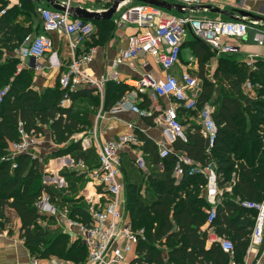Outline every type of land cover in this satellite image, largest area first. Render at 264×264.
Masks as SVG:
<instances>
[{
  "label": "trees",
  "instance_id": "obj_1",
  "mask_svg": "<svg viewBox=\"0 0 264 264\" xmlns=\"http://www.w3.org/2000/svg\"><path fill=\"white\" fill-rule=\"evenodd\" d=\"M19 3L0 16V89L9 86L0 103V221L10 222V212L19 219L20 237L31 255L53 256L82 264L86 261L82 242L79 238L71 241L61 228H51L54 216L40 213L37 203L42 194H46L48 202L56 208L68 206L71 218L88 223L87 208L77 204L82 198L73 199L63 194L76 189L77 180L84 173L63 171L62 176L72 180L66 189H56L41 181L38 157L28 153L11 159L3 157L8 143L20 138L19 129L34 136L48 130L56 145L68 142L72 134L86 131L90 126L86 111L79 109L76 103L87 100L96 109L99 102L90 89L71 92L62 89L58 76L54 86L35 89L34 71L16 72L18 60L9 54L33 31V21L25 17L21 9L23 4L31 5L32 2L20 0ZM33 10L36 12L35 5ZM19 17L28 21V25L18 22ZM92 22L101 32L96 42L101 43L111 36L112 21ZM192 52L202 84L197 94V109L205 104L213 106L217 138L208 156L207 140L192 122L185 128L187 141L173 144L172 152L162 159L163 167L158 171L155 167L160 161L158 147L137 132L143 140L140 148L154 167L139 170L129 161L121 166L126 211L132 228L143 230V237L135 247L133 264H243L256 212L245 209L240 203L264 198V61L257 60L246 66L233 54H223L209 80L204 75V67L214 51L197 44ZM245 82H249L250 90L245 89ZM126 90L122 84L108 82L102 108L108 111ZM63 99L70 100V106H62ZM180 113L185 114V111L180 110ZM177 151L202 163L214 160L218 167V184L222 188L231 182L232 174L234 176L230 191H223L215 219L209 225H206L209 205L203 197L205 180L187 175L175 180L173 167ZM53 154L55 157L69 155L76 163L83 162L86 168L98 167L94 148L83 149L80 143L56 149ZM210 228L216 235L231 241V257L215 243L206 245Z\"/></svg>",
  "mask_w": 264,
  "mask_h": 264
},
{
  "label": "built area",
  "instance_id": "obj_2",
  "mask_svg": "<svg viewBox=\"0 0 264 264\" xmlns=\"http://www.w3.org/2000/svg\"><path fill=\"white\" fill-rule=\"evenodd\" d=\"M64 10H55L48 5H36L42 29L44 33L28 34L20 45L12 52L19 60L17 72L29 69L40 71L42 62L47 60L50 67L59 68L61 65L57 59L56 51L52 49L51 39L47 36L50 32H56L67 38V45L73 54L66 70L59 76V84L62 89L74 91L77 85H86L96 89H103L109 81H120L128 86L143 91L149 89L154 96L171 98L174 103L168 107L152 105L149 109H141L134 102H126L122 98L109 113H116L128 103L129 109L139 117L156 114V122L160 128L161 138L155 143L158 147L160 161L156 164L158 171L162 170V159L173 150L176 141L186 142L185 128L178 119V111L192 112L197 109V79L188 74L180 78L170 73V68L178 61L182 37L187 31L190 35L203 42L212 51L219 54L236 52V46L228 42V39H239L247 35L250 27L257 22L247 19H220L212 17H196L193 10H187L182 14L170 13L166 10L143 3L119 5L118 16L113 19L116 26L131 24L136 31L128 36L126 48L119 51L111 61L109 69L97 78L86 72L87 65L92 61L95 49L89 47L80 55L74 52L79 45L89 41L94 34V24L90 20L73 17L70 7L79 6L81 0H55ZM184 6L199 4V0H167ZM80 7V6H79ZM8 8H0V16ZM264 16V11L260 14ZM258 45H264V29L254 38ZM139 55H149L154 58L165 74L161 78H155L145 73L137 79L122 78L118 66L133 60ZM28 60V63H24ZM252 61H248L250 66ZM246 86L250 87L249 82ZM9 86L0 89V103L7 94ZM213 109L204 106L199 110L193 124L207 140L206 154L211 155L215 145L218 127L212 118ZM131 127V125H129ZM20 138L9 142L4 159H11L19 154H32L31 150L38 144L34 135H28L19 129ZM74 143L78 139L72 137ZM143 141L133 132H126L116 139L107 140L99 144L96 149L98 167L87 170L83 162L76 163V170L86 174L94 187L99 188V194L94 202H90L87 208L89 222L83 223L67 219L66 209L52 210L56 217L66 220V224L76 229V234L71 236L79 238L87 251L86 264H130L126 259L128 253L143 237V230H134L130 220L125 215V197L123 171L121 168L122 153L129 150V155L139 170H146L144 154L141 150ZM176 160L173 167V176L176 181L183 175L200 176L205 180L203 187L204 197L209 204L206 223L209 225L216 216L217 206L221 203L223 188L219 186L218 167L214 160L202 163L188 157L183 151L175 152ZM236 167V166H235ZM229 190V188H227ZM98 193V192H97ZM100 197V198H99ZM245 209L256 212L255 222L251 233V246H258L264 236V198L260 201L241 202ZM63 210V211H62ZM70 236V235H69ZM209 243H215L229 257L233 253L231 241L224 236L208 238ZM30 264H45L38 258H33ZM48 264H75L71 261L53 258ZM233 264V263H231Z\"/></svg>",
  "mask_w": 264,
  "mask_h": 264
},
{
  "label": "crops",
  "instance_id": "obj_3",
  "mask_svg": "<svg viewBox=\"0 0 264 264\" xmlns=\"http://www.w3.org/2000/svg\"><path fill=\"white\" fill-rule=\"evenodd\" d=\"M4 1L6 4L5 5L6 8L19 6L20 4L19 3L20 0H3V1L0 0V2H4ZM29 1L32 2L33 7L34 5L35 6L36 5H41V6L47 5L44 0H39V2H37L36 0H29ZM87 1L88 0H81L79 2V6L87 10H90V11L106 10L110 7L111 2H112V0H90V2H87ZM100 1L102 3H107L106 6L100 8L102 4ZM85 2L88 3L87 7L84 6L83 4ZM98 2H100L101 4H99ZM134 3L136 2L124 1L120 5L123 6L126 4L130 5ZM201 4H210L215 7H219L220 9L226 11L229 16L234 14L233 12L235 11V9H244L254 14H261L264 11V0H238V5H235L236 0H199V4L197 5H201ZM227 6H230V9H228ZM1 7H4V6H0V8ZM167 12L174 13L176 11L173 12L172 10V11H167ZM176 14H181V13L177 12ZM192 14L196 17H208L209 12L204 11V10H195L193 11ZM117 16H118V11L115 12V14L112 16L110 21H112L113 23V19ZM212 18L231 19L230 17H227L225 15H220V14H215L214 17ZM39 21L41 24V19H39ZM18 22L20 23L24 22L25 25H28V21H25V19H23L22 17L18 18ZM38 24L37 25L32 24L33 31L31 34L44 33L42 29V24L41 26ZM94 26L96 25L94 24ZM261 29H264V25L257 22L256 27L253 26L248 29L247 35L245 37H242L239 39H228L229 43H232L236 46V52L229 53V54H233L238 61L245 64L246 66H248L247 65L248 61H252V62L257 61V60L264 61V45H258L254 41V38L257 36V34L259 33V30ZM135 31H136V27L131 24H122L119 26L114 25L111 36L108 39H106L105 41L101 43L96 42L95 45L92 43L91 39L89 41H85L84 43H82L81 45L77 47L74 54L75 56H78L83 51L87 50L89 47H93L95 49V53L93 54V59L87 65L86 72L91 74L94 78H97L100 75L104 74L109 69V66L111 65V61L113 60L115 55L118 54L119 51L126 48L128 36L133 34ZM47 36L51 39L52 49L56 51L57 59L61 66L59 68H56V67L52 68L49 66L47 60L44 59L42 62V68L40 70L42 72L38 75V79L34 80L35 89H41L44 87L54 86L56 83L57 76L59 77L60 74L66 70V66L69 64L73 56V54L68 48L67 38L64 35L60 33H56V32H50L47 34ZM197 44H201V43L197 41L194 37H192L189 31H187L185 35L182 37L178 61L175 63V65H173L170 68L171 74L175 75L177 78H180L183 74H188L192 77L196 76L197 78H199L198 77L199 70H198L197 61L195 57L193 56V52H192L193 47ZM201 45L208 48L204 44H201ZM208 49L210 52H212L210 48ZM222 55L223 54L214 52L213 56L209 59V61L205 65L204 75H206V77H208L209 80L212 79V76L216 69L218 60ZM9 56H11V54H9ZM24 63L27 64L28 60H25ZM18 64H19V60H18L17 65ZM44 70L51 72L50 74L51 76L49 74H46ZM118 71L122 78L128 77L131 79H137L145 73L155 78H161L165 74V71L162 69V67L158 63L155 62L153 57L149 55L137 56L133 60H130L127 63L118 66ZM16 72H17V68H16ZM113 82H115L116 84H122L125 86V88H127V90L125 91L123 96L119 99V101L122 98H125L126 102H132V103L134 102V104L141 109H149L150 106L152 105L168 107L174 103V101L171 98L152 95L150 90L147 88H145L143 91H140V90H137V88L128 86L120 81H117V82L113 81ZM58 83H59V79H58ZM106 84L101 90L96 89L94 87L91 88L86 85H77V87L75 88V90H80L83 88L90 89L92 96L98 99V102L101 103V106H98L96 109H94L95 111L93 110V113L87 112L86 110H84L86 111L88 115L90 126L89 128H87L86 131L72 134L68 140L69 142H71L70 144H74V142L72 141L73 139L72 137H75L78 139V142L76 143H80L83 149L88 148V147H93L94 152L96 154V149L99 144L107 140L116 139L119 135L124 134L126 132H130V131H133L136 135L138 132L144 135L146 138H148L154 143L159 141L161 138V135H160V128L158 126V122H156V119H155L156 114H152V115L145 116V117H139L136 113L132 112L129 109L128 103H125V105L122 107L120 111L116 113H112V114L109 113V110L117 106L118 105L117 103L119 101L115 103L113 106H111V108L108 111H105L102 108ZM244 87L245 89H248V90L251 89V87L246 86V82H245ZM199 90H197V93H199ZM84 101H87V100H84ZM70 104L71 102L68 99H63L61 101V105L64 107H68L70 106ZM204 106H209L214 110L213 106L210 104H205ZM92 108L93 107H91V109ZM198 112H199L198 109L190 112L189 114L187 113L182 114L179 111L178 119L180 120V122L183 124L184 127H188L193 122V120L196 119ZM129 125H131V127H129ZM46 131H47V134H45V137H47L51 141L52 139L49 135V131L48 130ZM35 137H36V140L38 141V144L34 148L36 150L41 145L42 146L44 145V142H43L44 139L42 138L41 135L35 136ZM140 140L143 141L142 139ZM67 143L68 142L64 144H67ZM64 144H62V146ZM144 159H145L147 170L148 168L151 169L152 167H154L153 165L149 164V162L146 159V155H144ZM69 160L73 161L69 158V155L57 158L52 161L51 165L50 164L47 165L49 167H46V171L51 172L50 170H52V171L57 172L58 170L64 169L67 167L66 162ZM125 161L132 162L133 167L137 168L134 164V161L129 155V150H127V152L122 153V158H121L122 167H123V163L126 164ZM72 164H75V162L73 161ZM71 170L77 171L75 167H72ZM77 172L79 173V171ZM123 181H124V175H123ZM233 181H234V176L232 174L231 182L228 185H225V187L223 188V191L225 190L229 192L233 185ZM61 182L65 183L63 178H61ZM227 188H229V190H227ZM98 190L99 188L94 187L92 182H90V180L88 179V183L85 186V190L83 191L82 197H86L88 194H90L88 195V198L90 197L96 198V195L98 194L97 193ZM142 193H143V189H142ZM43 196H45V198ZM123 196H124V193H123ZM203 197H204V192H203ZM43 200L45 201V205L41 206V203ZM37 206L39 208L40 213L44 215L54 216L55 222H57L55 223L56 225L55 227H58V224L61 225V229L65 233H68L70 235L71 241L76 239L74 238V236H71L74 233L76 234V229L68 226L64 222L63 218L56 217V215L52 214V210H54L53 207L55 206H53V203L48 202V197L46 196V194H42L39 202L37 203ZM9 214L12 218L11 228L3 229V230L0 229V264H30L31 259L35 257H33V255L30 254L28 249L25 247L23 240L20 237V221L13 213L10 212ZM125 215L130 220V217H129L128 212L126 211V208H125ZM206 225L208 224L206 223ZM214 234L215 233L213 231V228H210L207 232V239H206L207 246L212 244V243H209L208 238L214 236ZM258 246L254 247V246H251V243H249L246 253L244 255L243 264L252 263L256 255ZM135 247L136 245L132 248L131 252L128 253V255L126 256V259L129 261L130 264H133L132 260L135 256ZM53 258H56V257L52 256V257L46 258L41 261H43L45 264H48L49 261ZM86 258H87V251H86ZM231 263L233 262H230V264ZM256 264H264V251Z\"/></svg>",
  "mask_w": 264,
  "mask_h": 264
},
{
  "label": "rangeland",
  "instance_id": "obj_4",
  "mask_svg": "<svg viewBox=\"0 0 264 264\" xmlns=\"http://www.w3.org/2000/svg\"><path fill=\"white\" fill-rule=\"evenodd\" d=\"M87 2H90V0H88ZM87 2L83 3L84 6H86V7L88 5ZM100 2H98V3L101 4L102 2L101 3ZM2 4H3V2H0V6H2ZM106 4L107 3H102L101 6L100 5L99 6H100V8L101 7H105ZM5 5L6 4L4 3L3 6L5 7ZM235 5H238V0H236V4ZM227 7H228V9H230V6H227ZM21 9L23 11L22 13L24 14V16L30 18L33 21V25H37L39 23L38 25L41 26L40 21H39V19H40L39 18V15L33 10L32 4L31 5H28V4L27 5L26 4L24 5L23 4V6H22ZM174 13H177V12H174ZM214 15L215 14L209 13L208 17H214ZM113 25H114V23H113ZM94 29H95V31H94V34L91 37V40H92V43L95 45L96 44V40H98L99 36L101 35V32L98 30V28L96 26L94 27ZM10 57H12L13 59L16 60V58L13 55V53L11 54ZM15 68H17V64H16ZM44 71L46 72V74H49V75L51 74V72H48L47 70H44ZM41 72L42 71L34 72L33 79L34 80H37L38 79V75ZM193 76H195V75H193ZM196 79H197L196 89L199 90L202 84H201L199 78L196 77ZM116 86H118V85H116ZM98 106H101V103H99ZM77 107L79 109H83V110H86L87 112H91V113H93V110L95 109V108H92L91 109L92 105L90 103H88L87 101L77 102ZM45 134H47V131L46 130L41 134L42 138L44 139V141H43L44 142V145L43 146L41 145L36 150L35 149L34 150H31L32 156L38 157V159H40V161H41L40 162L41 163L40 169H41V173H42L41 181L43 183H45V184L50 185V186L51 185L54 186L56 189H62V190L63 189H66L67 186H69V183H70V181L72 179L71 178L69 180H68V178L65 179L62 176V172L63 171H70L72 169V167H75L76 168V162L71 158V156H69V158L71 160H73L75 162V164H72L73 161H70L69 160V161L66 162V166L67 167L64 168V169L58 170L57 172L56 171H52V170H50L51 172H48V171H46V167H49L47 165H49V164L51 165L53 160H55L57 158H60V157H63V156L55 157L54 154H53L54 151L56 149H62V147H65V146L70 145L71 142L68 141V143L67 144H64L63 146H62V144L61 145H56L52 140L50 141L47 137H45ZM94 169H95L94 167H92V168H90V167L88 168L87 167V170H89V171L94 170ZM149 169L150 168H148V170ZM61 178H63V180H64L65 183H62L61 182ZM76 179L77 178H75L74 181H76ZM87 183H88V178H87L86 174H82L81 176H79V179L77 180V183H76L77 188L74 189L73 191H64L63 194L65 196L70 197V198H73V199H78L79 197H81L82 199L79 202H77V204L78 205H81V206H84L85 208H88V205L90 204V202H94L97 199L98 194H99V190L97 191L98 194L96 195V198H94V197L88 198V195H90V194H88L86 197H82L83 191L85 190V186L87 185ZM92 196H94V195H92ZM43 197L45 198V196H43ZM42 205H45V201L44 200L41 203V206ZM60 208L61 209H66V211H67L66 218L67 219H71V220H75V221H80V220H76L77 218H74L73 219V218L70 217V214H69L70 211H69V207L68 206H64L63 205V206H60ZM64 222H66V220ZM11 223H12V218L10 216V222L4 224L3 221H0V229L3 230V229L11 228ZM44 223L45 222H43V225H45ZM55 223H57V222H55ZM55 223H54V225H52L53 227H51V228H54L56 226ZM50 225H51V223H50ZM58 228H61V225L58 224ZM33 257L38 258L40 260L46 259V258H41V257H39V256H37L35 254H33ZM86 262H87V259H86L85 263H82V264H86Z\"/></svg>",
  "mask_w": 264,
  "mask_h": 264
},
{
  "label": "water",
  "instance_id": "obj_5",
  "mask_svg": "<svg viewBox=\"0 0 264 264\" xmlns=\"http://www.w3.org/2000/svg\"><path fill=\"white\" fill-rule=\"evenodd\" d=\"M39 2V0H36ZM45 3L55 10H64V7L59 5L55 0H44ZM124 1H134L138 3L147 4L150 6H154L166 11H176L178 13H184L187 10H204L208 11L209 13L213 14H220L230 17L231 19H247L250 21L259 22L264 25V16L260 14H254L252 12L246 11L244 9H235L233 12L234 14L228 15V13L219 7H215L210 4H201V5H194V6H184L179 3L168 2L167 0H112L111 5L108 9L103 11H90L85 8L76 6L70 7L69 11L71 12L73 17L81 18L84 20H91V21H99V20H110L112 16L115 14L118 6ZM196 39V38H195ZM199 41L198 39H196ZM201 44L203 42L199 41ZM264 251V236L262 237L261 243L257 248L256 255L251 264H256L259 260L260 256Z\"/></svg>",
  "mask_w": 264,
  "mask_h": 264
}]
</instances>
